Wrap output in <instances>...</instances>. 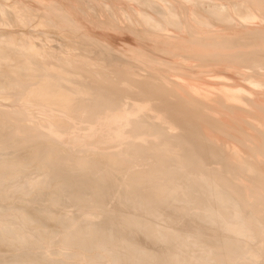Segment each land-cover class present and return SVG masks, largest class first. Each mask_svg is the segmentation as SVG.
Here are the masks:
<instances>
[{"label":"bare ground","instance_id":"6f19581e","mask_svg":"<svg viewBox=\"0 0 264 264\" xmlns=\"http://www.w3.org/2000/svg\"><path fill=\"white\" fill-rule=\"evenodd\" d=\"M223 2L0 0V264H264V0Z\"/></svg>","mask_w":264,"mask_h":264},{"label":"rangeland","instance_id":"374dc122","mask_svg":"<svg viewBox=\"0 0 264 264\" xmlns=\"http://www.w3.org/2000/svg\"><path fill=\"white\" fill-rule=\"evenodd\" d=\"M176 2H178L179 3V1H183V0H175ZM205 0H202V2H204ZM221 2H223V0H220ZM239 1H241V0H239ZM229 2V0H227V1H224L223 3H228ZM132 3V2H131ZM177 3V4H178ZM27 8V9H26ZM26 8H22V9H17V10H15V12L18 14V15H20V14H23L24 13V15L25 14H27V16H26V18H27V20H25V25L28 27H22V26H14V27H16V29H19V28H25V30L26 29H30V32H28V37H30V36H32L31 37V39H34V40H36V41H38V40H40V39H42V38H45V37H43V36H41V35H38V37H36L37 35H36V27H37V25H38V19L37 18H35V17H33L32 16V13H33V9L32 8H28V7H26ZM254 8H257V7H254ZM32 9V10H31ZM23 10H25V11H23ZM257 12H258V10L257 9H255ZM19 11V12H18ZM20 13V14H19ZM30 13V14H29ZM125 11L124 10H120L119 12H118V16L122 19V18H124V16H125ZM233 14H236L235 15V19L237 20V17L238 18H240L239 17V15L236 13V12H233ZM136 19L138 18V17H135ZM234 18H232V23L234 24V25H236V26H238L239 25V23H240V25L243 23V25L245 26V23H246V25H248V23L250 24V22H251V24L253 25L254 23V25H256V23H257V26H259V27H263L264 26V22H260V21H263V20H260V18H263V17H257V18H254V19H252V20H249V22H247V21H245L244 19H242V18H240V19H238L237 21L236 20H234ZM29 19V20H28ZM31 19H33V23L32 22H30V21H32ZM36 19H37V21H36ZM257 20V21H259V22H257V21H255L254 22V20ZM259 19V20H258ZM264 19V18H263ZM240 20H242V21H240ZM28 21V22H27ZM234 21V22H233ZM240 21V22H239ZM28 24H27V23ZM30 22V23H29ZM35 22V23H34ZM127 22V21H126ZM230 22V24H232ZM236 22V23H235ZM239 22V23H238ZM242 22V23H241ZM37 23V24H36ZM250 24V25H251ZM258 24H260V25H258ZM263 24V25H262ZM7 24H3V25H1V27H0V29H3V33H5V32H7V34L9 33V34H11V33H14V32H11L13 29H10V28H8V25L6 26ZM34 25V26H33ZM239 25V26H240ZM251 25V26H252ZM30 26V27H29ZM138 27H140L141 25L140 24H138L137 25ZM218 27L220 26V24L219 25H217ZM231 26H233V25H231ZM238 26V27H239ZM18 27V28H17ZM51 27V28H50ZM54 25H48V27H47V29H48V31H49V29L50 30H53V31H55V30H58L59 28H57V26L56 27H54ZM237 27V28H238ZM243 26H240V28H242ZM246 27H248V26H246ZM5 28V29H4ZM68 28H71V27H66V29H68ZM220 28H221V26H220ZM245 28V27H244ZM72 29V28H71ZM71 29H69V30H71ZM5 31V32H4ZM14 31V30H13ZM33 31V32H32ZM32 32V33H31ZM35 32V33H34ZM171 32H172V29H171ZM187 33V32H186ZM185 33V34H186ZM6 34V33H5ZM32 34V35H31ZM70 35V34H69ZM187 35V34H186ZM70 37L72 38V39H75L76 40V36H74V35H70ZM78 40V39H77ZM44 42L46 43V44H48L47 46L48 47H46L45 46V44H44ZM49 42V43H48ZM119 42V41H118ZM41 43H43L44 44V46L46 47V48H49V49H55L56 51L58 50V52L59 53H63V54H67L68 55V53H70V52H68L67 50H69V51H71L72 52V50H75V49H72V50H70V47H68V46H63V45H60L59 44V42H58V40L56 41V43H54V41L53 40H44L43 42L41 41ZM54 43V44H53ZM53 44V45H52ZM59 45V46H58ZM86 49V50H85ZM96 51H98V52H96ZM81 50L83 51V53L84 54H86V56H91L92 54H94V53H99L100 55H103V53H102V51H101V48L98 46V44L97 45H94L93 47H91V49H89V48H81ZM89 50V51H88ZM61 51V52H60ZM86 51V52H85ZM65 52H67V53H65ZM89 54H88V53ZM69 56H70V54H69ZM116 64V66H115V64ZM190 64H194L193 62H189ZM202 62H200V61H198V63H196V64H201ZM94 63H92L91 62V65H93ZM203 64V63H202ZM95 65V64H94ZM93 65V66H94ZM112 65L113 66H115L116 68H117V66H118V68H120V63H117V61H112ZM248 69V68H247ZM260 69H262V68H260ZM259 69V70H260ZM264 69V68H263ZM263 69L260 71V72H264L263 71ZM249 71V70H248ZM251 71V70H250ZM9 96H11L10 94H8ZM8 95H2V96H5V98L4 97H2V99H3V102H1V104H6V103H8V102H6V101H10V99H12L11 100V102L13 101V98L12 97H10L9 98V96ZM8 96V97H7ZM8 98V99H7ZM2 99H1V97H0V101H2ZM5 99H7V100H5ZM5 100V101H4ZM27 100H32L31 98H29V97H26V98H23L22 100H21V103H23V102H25L26 101V103L27 102H29V101H27ZM10 102V103H11ZM10 103H8V104H10ZM23 123H25V121L23 122ZM26 123H30L29 121H26ZM78 151V150H77ZM77 151H74L75 153L77 152ZM79 152V151H78ZM36 175V173H33L32 175ZM34 175V176H35ZM95 207H92L91 208V210L93 209L94 211H95V209L97 210V211H95V212H98L99 211V209L98 208H95ZM70 210H72V207L70 208ZM74 211V209L72 210V212ZM93 215V217L94 218H96L97 216H96V214H91V216ZM95 215V216H94ZM97 219V218H96ZM101 219V218H100ZM76 229V226L74 227V228H69V230L67 229L65 232H62V233H60V237L58 236V235H55V237L53 236V237H51V243H47L48 245L47 246H50L51 248H49L48 247V249H47V255L49 256V257H51V258H53L54 257V255L53 254H56V258L58 259V256H60V258L59 259H61V257H64L63 259H66V257L65 256H67L68 255V258L70 257L69 256V253L71 252V254L73 253V249L71 248V245L69 244V241H64L65 243H62V246H60V247H58V242L61 240V239H64V237H66L69 233H71V232H73L74 230ZM65 233H67V234H65ZM64 234V235H63ZM57 237V239H55ZM60 238V239H59ZM53 242V243H52ZM58 244V245H57ZM52 245V246H51ZM57 245V246H56ZM46 245H45V247H47ZM57 247V248H56ZM59 248V249H58ZM61 248V249H60ZM63 248V249H62ZM61 250V252H59L58 250ZM54 250H56V251H58V252H56V253H54L55 251ZM73 250V251H72ZM64 254H63V253ZM52 253V254H51ZM57 253H59V255L57 254ZM70 254V255H71ZM58 255V256H57ZM53 256V257H52ZM54 259H55V257H54Z\"/></svg>","mask_w":264,"mask_h":264}]
</instances>
